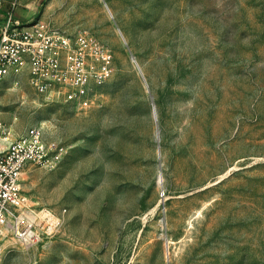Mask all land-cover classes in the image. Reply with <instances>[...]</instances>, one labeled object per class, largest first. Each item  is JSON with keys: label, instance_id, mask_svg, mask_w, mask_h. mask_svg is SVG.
<instances>
[{"label": "rangeland", "instance_id": "1", "mask_svg": "<svg viewBox=\"0 0 264 264\" xmlns=\"http://www.w3.org/2000/svg\"><path fill=\"white\" fill-rule=\"evenodd\" d=\"M41 18L86 29L112 76L79 109L5 80L0 120L66 147L21 186L63 220L3 264H264V0H47Z\"/></svg>", "mask_w": 264, "mask_h": 264}, {"label": "built area", "instance_id": "2", "mask_svg": "<svg viewBox=\"0 0 264 264\" xmlns=\"http://www.w3.org/2000/svg\"><path fill=\"white\" fill-rule=\"evenodd\" d=\"M18 0L11 1L0 21V90L12 77L23 74L45 99L68 102L87 109L96 102V87L113 74L114 57L109 47L86 29L76 33L51 25L40 16L27 22L14 17ZM1 3V0H0ZM0 121V239L11 233L25 247L51 239L58 232L66 209L60 213L39 206L23 191L22 174L30 165L56 166L66 147L46 140L42 124L28 127L15 139ZM0 245V264L2 263Z\"/></svg>", "mask_w": 264, "mask_h": 264}, {"label": "crops", "instance_id": "3", "mask_svg": "<svg viewBox=\"0 0 264 264\" xmlns=\"http://www.w3.org/2000/svg\"><path fill=\"white\" fill-rule=\"evenodd\" d=\"M11 1H13V0H1V3H0V21L4 19L9 7H10ZM17 2L18 3L14 9V17L17 18L21 22H27L34 17H38V16L41 17L42 9L45 6V4L47 3V0H18ZM12 85H13V82H12ZM13 87L15 88L14 85H13ZM6 126L9 128V131H10L9 135H8L10 139H15V138L19 137L27 129L26 128L22 133L18 134L16 137H12L10 135L11 128L8 125H6Z\"/></svg>", "mask_w": 264, "mask_h": 264}]
</instances>
